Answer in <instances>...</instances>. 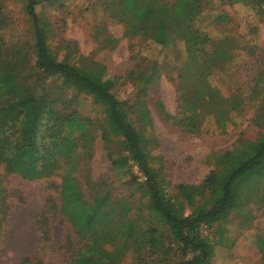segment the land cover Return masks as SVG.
Listing matches in <instances>:
<instances>
[{"label":"rangeland","instance_id":"374dc122","mask_svg":"<svg viewBox=\"0 0 264 264\" xmlns=\"http://www.w3.org/2000/svg\"><path fill=\"white\" fill-rule=\"evenodd\" d=\"M62 1V6L49 0L37 6L54 29L51 48L60 59L99 70L112 82L116 95L126 101L129 118L147 136L154 163L165 172L168 194L179 184L198 185L215 168L214 159L206 160L209 153L253 143L262 128L259 104L264 93V10L255 0H199L193 17L165 28L164 45L152 41L153 24L140 34L125 35L124 23L103 11V0ZM0 12L5 23L0 42L24 59L31 31L21 1L2 0ZM194 29L200 34L196 39ZM21 62L22 72L33 66L30 55ZM38 81L57 98V110L90 119V137L75 152L74 175L84 202L106 196L104 208H114L111 218L119 231L112 243L103 242L111 246L125 238L118 264H173L181 259L180 244L169 237L166 225L152 220L146 199L140 197L145 175L137 163L129 160L126 172L113 168L101 137V104L85 93L62 89L60 78L38 75ZM233 96L241 101L236 109L227 104ZM142 109L148 116H142ZM109 148L118 149L116 143ZM51 161H39L50 174L33 180L7 173L0 165V264H21L25 256L39 264H68L79 245L60 211V184L68 168L54 172ZM204 200L197 197L196 204ZM151 226L157 230L153 245L148 241ZM199 232L211 239L210 264H264V179L243 186L236 210L225 221L201 224Z\"/></svg>","mask_w":264,"mask_h":264},{"label":"trees","instance_id":"16d2710c","mask_svg":"<svg viewBox=\"0 0 264 264\" xmlns=\"http://www.w3.org/2000/svg\"><path fill=\"white\" fill-rule=\"evenodd\" d=\"M20 1L31 41L26 43L28 53L24 59L17 58L19 51L7 52L0 42V165L7 173L27 180L50 174L40 160H52L54 172L68 168L60 184V211L75 229L79 244L68 264H118L126 243L121 237L117 243L105 246L103 241L108 239L112 243L111 238L119 231L111 218L114 208H104L106 196L95 197L92 204L84 202L74 175L78 162L75 152L90 137V119L74 111L57 110V98L42 86L38 75L44 79L60 78L62 89L72 88L101 104V137L111 164L126 172L128 161L132 160L144 173L145 181L138 187L140 197L146 199L152 220L166 225L169 237L182 249V258L173 264H210L213 245L208 236L199 232V226L225 221L236 210L243 186L252 179H264V93L259 104L262 128L253 143L239 142L224 153H209L206 160L214 159L215 168L198 185L179 184L174 194H168L165 172L161 165H155L156 157L147 148V136L129 118L126 101L116 95L112 82L99 70L90 71L57 56L49 44L55 35L51 22L37 11V6L48 0ZM49 1L63 5L62 0ZM255 2L264 10V0ZM101 6L105 13L110 12L111 20L124 23V34L129 37L142 33L148 25H156L152 41L163 45L167 44L162 38L167 33L165 28L169 30L185 22L200 8L199 0H103ZM1 15L0 12V30L5 24ZM192 32L193 39L199 37L196 29ZM29 55L33 66L22 72L21 60L26 62ZM257 84L251 94L256 93ZM240 102L236 96L227 99L231 109H236ZM142 116H148V110L142 109ZM112 143H116V151L110 150ZM202 196L203 204L197 205V197ZM186 207L191 208L190 213H186ZM151 228L148 241L153 245L157 230ZM66 243L72 244V240L67 237ZM39 262L28 256L21 259V264Z\"/></svg>","mask_w":264,"mask_h":264}]
</instances>
